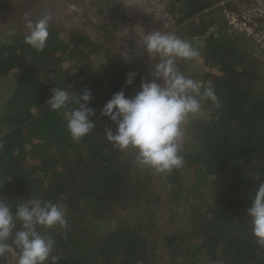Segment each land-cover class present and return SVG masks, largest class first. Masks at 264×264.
Segmentation results:
<instances>
[{
  "label": "trees",
  "instance_id": "16d2710c",
  "mask_svg": "<svg viewBox=\"0 0 264 264\" xmlns=\"http://www.w3.org/2000/svg\"><path fill=\"white\" fill-rule=\"evenodd\" d=\"M88 1L103 38L88 49L47 9L7 7L0 264H264V61L251 37L208 12L224 0H165L168 26L150 46L176 35L183 57L178 83L156 89L125 54L118 0ZM105 42L110 65L95 76L88 59ZM70 59L83 67L63 68Z\"/></svg>",
  "mask_w": 264,
  "mask_h": 264
},
{
  "label": "rangeland",
  "instance_id": "374dc122",
  "mask_svg": "<svg viewBox=\"0 0 264 264\" xmlns=\"http://www.w3.org/2000/svg\"><path fill=\"white\" fill-rule=\"evenodd\" d=\"M0 1L8 5L4 8L3 12L1 11L2 13L0 12V31L3 21L11 17V13L7 11V7L8 9L13 8L12 11L16 15L17 11L14 6H19L21 9H27L28 11L31 9L34 10L35 14L38 15L36 19H39V15L42 16V9H47L48 15L45 17L50 21L51 26L54 28H58V26L62 24L67 26L69 30L87 34L92 41L91 43L93 46L82 44L81 49L93 48L96 43L103 40L96 28V25H98L97 17L99 12L96 8L91 6L88 0H22L18 3H16V0ZM244 1L245 0H224L218 3L215 2L208 12H212L213 17H216L218 20L222 19L227 22L230 26L229 34H232L233 32H246L247 35L251 37L252 42L255 43L252 48L254 55L264 61V30L256 31L255 29L258 24L254 22L255 19L264 22V0H251L252 3H255L252 4L253 8L251 9L244 5ZM118 3L121 7V12L131 20L129 24L132 27V32H130V34H123L125 38L121 44L125 46V54H128V51L130 50L134 54V57H138L142 60V64L146 67V74L151 79H154V84H159L160 81L165 83H161L156 89H169L170 81L178 83V63L183 57L181 40H179L176 35L168 39L164 37L165 40L159 42L156 48H151L150 46L159 41L156 37L162 27L165 28L168 26L167 23L163 25L167 18L166 14L163 12L166 1L118 0ZM51 7H58L60 9L59 13L55 12L52 16V13L49 10ZM231 7H236V12L233 13V11H230L229 8ZM35 16L34 18L28 19L27 17L20 15L21 19L26 22L32 20L30 24L35 23ZM154 32L158 33L155 34ZM61 38L64 40L62 34ZM116 44L118 43L116 42ZM120 45H117V47H120ZM163 45L170 48V54L168 53V49L165 50L167 53H164L165 48L162 47ZM108 48L109 44L105 42L104 45L99 48V51L92 53L91 57L88 59L90 66L93 67V74L95 76L102 74L110 65V58L107 53ZM83 62L81 60L70 59L69 62H66L62 67L72 68L79 65L83 67ZM86 63L88 62L86 61ZM197 64L198 63L192 64L190 69L201 71L203 69L201 64ZM102 79L105 80V78ZM78 86L79 85H76V88ZM14 88L15 86L13 85V89ZM72 88L74 89V86H71L69 90ZM7 93L12 94L10 91H7ZM123 110L124 113H129V109L124 108ZM150 151L153 155V161L158 165L160 163V157L156 152H153L152 150ZM169 165L176 166L178 171H181L183 167L181 161L175 159L171 160Z\"/></svg>",
  "mask_w": 264,
  "mask_h": 264
}]
</instances>
